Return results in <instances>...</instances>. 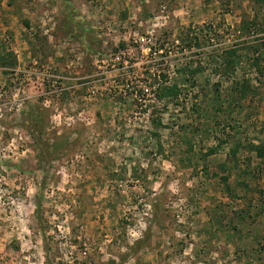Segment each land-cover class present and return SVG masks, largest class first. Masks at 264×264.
<instances>
[{
  "label": "rangeland",
  "instance_id": "1",
  "mask_svg": "<svg viewBox=\"0 0 264 264\" xmlns=\"http://www.w3.org/2000/svg\"><path fill=\"white\" fill-rule=\"evenodd\" d=\"M0 264H264V0H0Z\"/></svg>",
  "mask_w": 264,
  "mask_h": 264
}]
</instances>
